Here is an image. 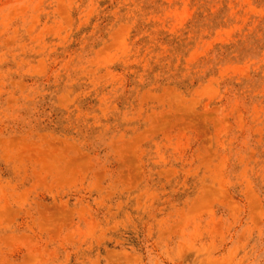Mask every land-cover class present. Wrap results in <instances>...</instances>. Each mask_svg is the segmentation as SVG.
Here are the masks:
<instances>
[{"label": "rangeland", "instance_id": "1", "mask_svg": "<svg viewBox=\"0 0 264 264\" xmlns=\"http://www.w3.org/2000/svg\"><path fill=\"white\" fill-rule=\"evenodd\" d=\"M0 264H264V0H0Z\"/></svg>", "mask_w": 264, "mask_h": 264}]
</instances>
